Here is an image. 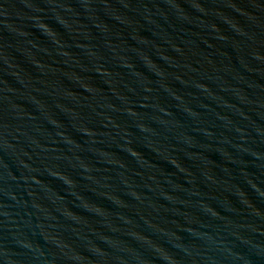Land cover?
<instances>
[{
    "label": "water",
    "instance_id": "water-1",
    "mask_svg": "<svg viewBox=\"0 0 264 264\" xmlns=\"http://www.w3.org/2000/svg\"><path fill=\"white\" fill-rule=\"evenodd\" d=\"M0 264H264V0H0Z\"/></svg>",
    "mask_w": 264,
    "mask_h": 264
}]
</instances>
